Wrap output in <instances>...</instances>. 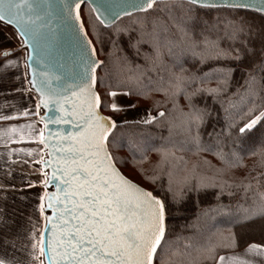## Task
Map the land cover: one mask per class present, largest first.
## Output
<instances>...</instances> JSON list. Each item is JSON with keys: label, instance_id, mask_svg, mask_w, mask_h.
Segmentation results:
<instances>
[{"label": "trees", "instance_id": "16d2710c", "mask_svg": "<svg viewBox=\"0 0 264 264\" xmlns=\"http://www.w3.org/2000/svg\"><path fill=\"white\" fill-rule=\"evenodd\" d=\"M81 12L103 62L98 91L128 92V109L155 118L122 121L102 108L116 121L114 162L167 204L154 264H217L264 246L255 233L264 230V117L240 132L264 113V71L254 67L264 61V13L160 0L106 25L89 4ZM245 41L251 54L227 55L245 53Z\"/></svg>", "mask_w": 264, "mask_h": 264}, {"label": "snow or ice", "instance_id": "6c2138e0", "mask_svg": "<svg viewBox=\"0 0 264 264\" xmlns=\"http://www.w3.org/2000/svg\"><path fill=\"white\" fill-rule=\"evenodd\" d=\"M187 3L207 8L249 7L238 3H218L217 0H187ZM155 4L156 0H138L132 7L143 11L153 8ZM180 6L183 7V3ZM257 10L264 12V7ZM33 14L31 0H0V21L6 20L9 24L15 21L20 25L23 36L36 39L35 25L40 17L36 15L33 19ZM27 42L26 39L24 43ZM243 43L245 53L238 51L235 56L227 55L242 60L245 54L254 51L247 47L246 41ZM261 55L264 56V46ZM6 63L12 64L13 61ZM102 63L91 60L87 69L91 70ZM254 67L264 71V61ZM55 79L59 80L60 77ZM51 80L48 73H43L39 85L32 81L40 92L37 109L41 104L69 101L68 97L61 96L51 87ZM255 80L256 76L250 74L249 83ZM95 83L96 78L89 77L86 70L79 93L72 94L87 97V111L81 109L79 115L84 120V128L77 137L71 138L70 144L59 149L62 155L56 161L58 167L52 177L48 178L44 173L45 179L40 181L45 187L49 183L54 184L56 191L46 192L39 197L41 214L44 213V201L47 199V207L52 209L53 216L44 217L51 228L48 232L38 233V244L32 245L33 259L38 260V264H44L41 257H47L48 264H153V254L157 252L166 231L168 207L164 200L130 184L116 171L113 157L104 143L107 134L116 127V121L112 116L100 115L97 110L108 108L114 115L119 114L124 110L123 105L128 103L121 98L130 93L114 90L99 92L93 89ZM219 90L207 89L211 93ZM73 115H77L75 110ZM261 117H264V113L245 124L240 132L251 129ZM153 119L149 116L143 123H150ZM41 143L47 146L42 134ZM42 163L45 167L49 166L46 162ZM169 191L172 189L169 188ZM178 195L174 193L173 199H177ZM260 249L261 245L258 244L248 246V251ZM37 250L39 256L36 255ZM224 259L220 257V261Z\"/></svg>", "mask_w": 264, "mask_h": 264}, {"label": "crops", "instance_id": "0c3cea01", "mask_svg": "<svg viewBox=\"0 0 264 264\" xmlns=\"http://www.w3.org/2000/svg\"><path fill=\"white\" fill-rule=\"evenodd\" d=\"M21 32L6 20L0 21V261L3 264H38L33 259V243L39 241L38 233L45 232L50 216L47 199L44 213L40 211L41 195L53 192L49 183L40 181L50 178L46 162L47 151L41 143L45 138V108L40 92L33 85L32 51ZM8 53V55H4ZM8 60L13 61L7 64ZM128 103L119 120H145L143 109H128ZM2 117H7L2 118ZM259 252V254H257ZM36 255L39 256L37 250ZM225 259L220 261V257ZM48 264L47 257H41ZM217 264H264V246L248 251V246L236 252L221 254Z\"/></svg>", "mask_w": 264, "mask_h": 264}, {"label": "water", "instance_id": "95a60500", "mask_svg": "<svg viewBox=\"0 0 264 264\" xmlns=\"http://www.w3.org/2000/svg\"><path fill=\"white\" fill-rule=\"evenodd\" d=\"M31 2L34 5L33 19L36 15L40 17L35 25L36 39L23 37L28 40L27 45L32 51L33 79L39 85L42 74L48 73L52 77L51 87L61 96L69 98L68 102L61 100L59 103L53 101L47 105L43 104L46 111L45 121L47 126L45 135L47 143V146L45 145L47 151L46 163L49 165L47 169H49L51 178L58 167L56 161L62 155L59 149L70 144L71 138L77 137L84 128V120L80 119L79 115L81 109L84 112L87 111V97L86 95L73 96L72 94L79 93V86L82 84L86 70L89 77L94 76L96 78L93 89L98 91L97 70L100 64H96L91 70L87 69V65L91 60L100 61V59L97 48L84 24L82 7L84 4H89L98 19L106 25L116 22L123 16L142 11L132 7L138 0H31ZM217 2L249 5L245 8L255 10L264 7V0H217ZM11 24L21 32L20 25L15 21ZM55 77H60V79L57 80ZM72 85L75 87H69ZM74 110L77 115H73ZM97 111L102 116H109L102 111V108ZM113 129L104 140L110 154L108 139ZM112 162L116 171L130 184L145 192H150L127 177L114 160ZM51 186L53 192H55V185L51 184ZM49 211L50 216H53L52 209H49ZM50 228L51 225L47 222L45 232H48ZM160 245L157 246V251ZM156 253L153 254V264Z\"/></svg>", "mask_w": 264, "mask_h": 264}, {"label": "rangeland", "instance_id": "374dc122", "mask_svg": "<svg viewBox=\"0 0 264 264\" xmlns=\"http://www.w3.org/2000/svg\"><path fill=\"white\" fill-rule=\"evenodd\" d=\"M135 109H137V108H135ZM120 114H121V112L118 115H120ZM258 232L261 233V234H263L264 233V230H260V231L258 230L255 233L258 234Z\"/></svg>", "mask_w": 264, "mask_h": 264}]
</instances>
